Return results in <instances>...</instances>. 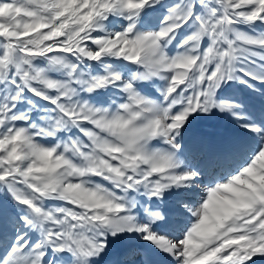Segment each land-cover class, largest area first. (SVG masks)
I'll list each match as a JSON object with an SVG mask.
<instances>
[{
  "label": "snow or ice",
  "instance_id": "snow-or-ice-1",
  "mask_svg": "<svg viewBox=\"0 0 264 264\" xmlns=\"http://www.w3.org/2000/svg\"><path fill=\"white\" fill-rule=\"evenodd\" d=\"M161 254L264 264V0H0V264Z\"/></svg>",
  "mask_w": 264,
  "mask_h": 264
},
{
  "label": "rangeland",
  "instance_id": "rangeland-1",
  "mask_svg": "<svg viewBox=\"0 0 264 264\" xmlns=\"http://www.w3.org/2000/svg\"><path fill=\"white\" fill-rule=\"evenodd\" d=\"M156 14H154L155 16ZM154 16L151 18L153 19V22L154 21ZM180 37H178L179 39ZM257 88L260 87L259 83H257L256 85ZM250 92L249 89H246L243 85H239V84H235V83H232L230 84L226 89H225V94L227 95H232V96H236V97H240V98H243V99H247L249 101V103L251 105H255L257 108L259 107V96L258 94L255 96V97H249L248 93ZM213 118V119H212ZM211 119H200V120H197L195 121L194 123L197 124L198 126L200 125H208L209 122H213L216 126V128H218V132L220 133H224L226 132L225 130L227 129H233L234 131L236 132H243L244 133V130L243 129H240L239 126L234 123L231 119V117L225 115V114H217L216 116L212 117ZM217 123V124H216ZM225 128H221V125ZM170 259V257H168Z\"/></svg>",
  "mask_w": 264,
  "mask_h": 264
},
{
  "label": "bare ground",
  "instance_id": "bare-ground-1",
  "mask_svg": "<svg viewBox=\"0 0 264 264\" xmlns=\"http://www.w3.org/2000/svg\"><path fill=\"white\" fill-rule=\"evenodd\" d=\"M220 125H221V128H222L223 127L222 124H220ZM205 127H207V129L210 130V131H218V128H216V126H215V124L213 122H209V124L205 125ZM225 131L229 132V133H232L234 135H237V136H242L243 135V132H236V131H234L231 128L228 129V130L226 129ZM170 206H171V204H170ZM154 259L156 260L157 264H169V261H170L171 258L169 259L166 255L161 254V255H157Z\"/></svg>",
  "mask_w": 264,
  "mask_h": 264
}]
</instances>
